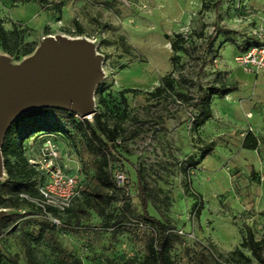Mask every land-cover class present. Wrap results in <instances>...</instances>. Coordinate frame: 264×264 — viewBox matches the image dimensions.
<instances>
[{
    "label": "rangeland",
    "instance_id": "rangeland-1",
    "mask_svg": "<svg viewBox=\"0 0 264 264\" xmlns=\"http://www.w3.org/2000/svg\"><path fill=\"white\" fill-rule=\"evenodd\" d=\"M61 4V10H54ZM215 0H49L47 10L36 1L0 0V20L7 31L18 29L23 41L13 64L28 56L25 50L47 36L86 38L103 56L104 90L109 103L104 119L109 128H120L113 173L124 172L127 182L120 195L129 196L132 210L121 225L109 220L123 211V202L111 205L85 196L74 204L57 228L55 243L35 245L31 236L42 228L39 219L28 217L33 209L22 205L25 215L6 232L0 231V264H28L26 245L47 264L141 263L143 238L149 227L140 225L142 213L136 166H141L148 186L149 212L183 238L172 256L177 264H258L241 244L245 225L257 239L264 238V72H245L235 57L251 43L252 31L264 26V0H224L220 12ZM215 28L222 33L214 45L208 39ZM180 40L174 50L170 39ZM179 57L176 62L173 57ZM176 81L172 91L151 96L162 78ZM236 86L238 91L212 100L213 119L196 133L194 102L200 86ZM126 89L127 105L122 102ZM97 103V94H96ZM126 112V117L120 116ZM92 122V117L87 119ZM76 137L80 132L72 129ZM253 134L257 150L243 148ZM35 138L28 141L31 146ZM67 165L87 186L78 149L71 137L57 138ZM214 142L213 152L201 160L203 146ZM93 172L90 171V176ZM6 178L4 176L0 181ZM203 197L197 202L186 186ZM81 206L84 211L79 210ZM6 210V214L12 212ZM5 234V235H2ZM239 250V251H238ZM244 256V257H243Z\"/></svg>",
    "mask_w": 264,
    "mask_h": 264
},
{
    "label": "trees",
    "instance_id": "trees-1",
    "mask_svg": "<svg viewBox=\"0 0 264 264\" xmlns=\"http://www.w3.org/2000/svg\"><path fill=\"white\" fill-rule=\"evenodd\" d=\"M36 1L41 8L47 10L49 0H21L22 3ZM224 0H215L214 8L217 13L220 12ZM54 10L60 11L61 4H55ZM228 33L222 28H215L208 39V47L211 48L220 34ZM17 47L22 43L23 38L18 29L9 32L4 27L3 21L0 20V43L4 51L10 55L14 54L12 48V39ZM254 42L248 45L242 52L247 51L255 44ZM171 47L174 50H183L180 40H169ZM38 45L28 47L23 56H29L34 53ZM180 58L173 57L172 61L176 62ZM97 89V112L92 116L93 121L87 119L80 120L72 113L65 109L59 108H41L24 114L18 121L14 122L7 132L6 138L2 147V155L4 159V169L6 178L0 181V208L10 209L12 212L6 214L0 221V231L6 232L25 215L21 214L19 208L22 205H30L33 209L29 212L28 217L39 219L42 222V228L31 236V241L35 245H40L44 242L55 243L54 233L57 228L66 227L64 219L69 215L76 201L85 196L89 201L97 199L101 203H106L108 206L116 201L123 202V211L115 216H110L109 220H116L114 225H121L126 220V216L131 212L132 205L129 196L120 195L122 187L116 183L115 174L113 173V162L117 153L115 149L120 138V128H109L105 121L106 113L108 112L109 103L107 101L104 90ZM176 87V81L171 75L162 78V86L158 87L151 96H162L166 91H172ZM201 96L194 102V110L197 115L194 118L192 129L198 133L206 125L208 121L213 119L212 100L214 97L225 98L231 93L238 91L236 86H211L206 89L200 86ZM138 93L137 90L126 89L122 92V102L127 105L125 94ZM107 110V112H106ZM111 114V112H108ZM126 112L120 116L121 119L126 117ZM80 132V137H76L72 129ZM63 137H71L74 140L75 147L78 149V155L82 164V169L90 178L91 184L83 183V190L78 198L75 199L70 209L65 213L53 211V215L60 219L61 225L55 226L50 221L40 216L39 210L28 200L21 198V194H26L30 197H39L38 185L39 180L43 179L40 173L30 165L31 142L28 140L35 138L34 143L38 144L39 148L42 143L49 137L55 139ZM258 139L253 134H248L243 148L249 150L258 149ZM214 142H210L203 146V154L201 160H205L214 150ZM90 171L93 175L90 176ZM136 174L138 180V191L142 213L140 215V225L149 227L150 233L143 238L144 258L141 263L125 261L118 264H177L172 256V252L176 245L183 244L184 240L177 234L171 232L172 228L163 223L160 219L154 217L149 212V194L148 186L143 177L141 166H136ZM186 186L192 191L191 181L188 180ZM193 197L196 198V203L193 205V210L197 211L198 216L203 209V197L201 194L193 192ZM80 211L84 209L79 206ZM68 217V216H67ZM245 238L241 246L247 249L252 259L258 264H264V238L257 239L252 229L245 225ZM5 235V234H2ZM239 251V250H238ZM244 257V256H243ZM26 258L28 264H47L40 260L34 253L32 245H26ZM245 263L250 264L251 259L244 258ZM78 264H81L78 262Z\"/></svg>",
    "mask_w": 264,
    "mask_h": 264
},
{
    "label": "water",
    "instance_id": "water-1",
    "mask_svg": "<svg viewBox=\"0 0 264 264\" xmlns=\"http://www.w3.org/2000/svg\"><path fill=\"white\" fill-rule=\"evenodd\" d=\"M103 56L86 38L47 36L20 64L0 55V179L5 176L2 147L12 124L41 108H59L90 119L104 81ZM0 210V221L6 215Z\"/></svg>",
    "mask_w": 264,
    "mask_h": 264
},
{
    "label": "built area",
    "instance_id": "built-area-1",
    "mask_svg": "<svg viewBox=\"0 0 264 264\" xmlns=\"http://www.w3.org/2000/svg\"><path fill=\"white\" fill-rule=\"evenodd\" d=\"M252 36L255 44L247 51L238 54L235 62L245 72L257 75L264 72V26L253 30ZM76 117L80 120L84 119L78 114ZM29 157L30 165L43 177L39 180V197H30L26 194L20 196L33 204L42 218L55 226H60L61 221L53 215V211L65 213L70 209L83 190V181L79 175L70 174L65 168L61 147L54 137H49L42 143L36 156L30 154ZM115 178L119 187L127 182V177L122 171H118Z\"/></svg>",
    "mask_w": 264,
    "mask_h": 264
},
{
    "label": "crops",
    "instance_id": "crops-1",
    "mask_svg": "<svg viewBox=\"0 0 264 264\" xmlns=\"http://www.w3.org/2000/svg\"><path fill=\"white\" fill-rule=\"evenodd\" d=\"M260 74V73H259ZM259 74H257V76L259 75ZM57 142L59 143V141L57 140ZM37 145L38 144H35V145H33V146H31L30 148H31V151H30V154L32 155V156H36L37 155V151L39 150V148L37 147ZM60 145V144H59ZM61 147V146H60ZM61 150H62V148H61ZM63 155V154H62ZM63 164H64V166H65V168L67 169V171L70 173V174H78V170H77V172H75V170H73V168H71V167H69L68 165H67V160H66V157L63 155Z\"/></svg>",
    "mask_w": 264,
    "mask_h": 264
}]
</instances>
